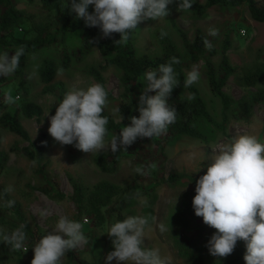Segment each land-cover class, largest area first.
I'll return each instance as SVG.
<instances>
[{
	"label": "rangeland",
	"instance_id": "1",
	"mask_svg": "<svg viewBox=\"0 0 264 264\" xmlns=\"http://www.w3.org/2000/svg\"><path fill=\"white\" fill-rule=\"evenodd\" d=\"M207 0H194L204 4ZM263 2L264 0H256ZM17 9L25 14V18L34 24L39 22H58L56 13L45 11L39 0H15ZM179 0H174L169 5V10L178 25L188 32L193 42L197 29L210 40L217 55L211 61L218 69L222 60V49L228 35L232 37L231 47L227 53L230 63L237 68V74L242 75L256 66L264 63V23L255 22L246 5L229 8L218 5L203 16L198 17L191 11H178ZM93 6H89V12ZM209 29H218V35L208 36ZM167 33L178 51L186 62L185 74L196 65L201 73L198 83L193 84L202 99L205 101L208 111L217 123H221L222 103L210 90L209 80L205 62L191 55L180 36L173 29L169 17L153 21L145 20L133 30V44L138 56L158 57L162 54V47L157 35L161 31ZM82 32L70 34L63 43L55 44L44 48L34 55H31L26 66V81L23 83L19 77L13 74L10 77L0 76V117L12 111L17 104L32 101L40 105L44 110L41 122L36 118H22V124L30 134L31 139L36 141L41 132L49 136V146L45 152V158L49 162L47 175L51 180H56L59 190L66 198L56 201L45 195L40 188L47 187L46 181L35 173L37 165L24 155L10 154V160L5 173L0 178V186L12 187L9 195L22 206L28 223L34 227L38 226L43 236L55 230L56 223L61 216H67L74 220L77 215L76 205L71 200L74 194V187L71 179L77 180L84 187H90L96 183L106 180L122 187L135 186L144 194L129 201H117L111 207L105 209L106 222L103 226H95L90 219L83 220L82 231L87 237L88 243L82 245L79 250L82 257L90 264H106V257L114 251L112 238L107 234L110 226L119 221V215L124 218L128 216H148L149 226L145 229L144 246L151 249H158L161 259L165 264H224L221 257L210 255L207 244L216 229L204 224L203 219L193 221L189 214V208L195 194V186L188 181H180L175 185H160L158 180L167 178L171 173L179 174H202L214 163V156L218 154L217 146L228 142L240 135L255 136L258 142L264 144V105H258L254 115L249 122L231 121L228 124L229 138L212 124L202 122L199 127L206 136L207 142L178 136L164 145L160 152L154 144L158 138H137V140L125 151L112 153L110 148L101 151L108 157H115L119 160L117 172L107 174L101 171L94 162L98 154L84 153L73 145H60L48 133L50 126L49 117L55 115L52 108L58 107V93L49 95L43 92L44 85L40 82L39 68L45 59L55 62L58 69L63 73H57L54 82L65 83L68 91L73 88L87 89L91 84L96 83L89 75L88 70L92 66H98L103 57L97 49L86 51L81 43ZM209 50V49H208ZM67 52L71 63L69 68L62 67V53ZM10 55V54H9ZM34 57V58H33ZM108 91L112 98H108V107L105 109L117 122H120V115L113 113V109H119L120 97L123 94L121 72L112 67L103 73ZM146 87V80H142V86H134L135 91L143 93ZM183 98L189 97L190 92L180 84L177 87ZM264 89V83L258 88H245L231 78L224 91L232 96L234 100L241 99L246 94ZM13 97L19 96V100L12 105L4 102L7 92ZM148 95H155L149 92ZM138 117V116H137ZM3 137L1 150H9L18 146L20 148L29 146L19 136L7 130L0 129ZM115 133H109L106 141L110 140ZM154 165V167H152ZM136 167H143L147 174L140 175L134 171ZM153 187V188H152ZM146 201L147 203H143ZM177 201V202H176ZM47 209L50 214L41 216V211ZM154 218V219H152ZM87 223H84V221ZM163 223L167 231L161 233L158 225ZM20 226V222L14 213L6 211L3 200L0 197V231L11 233ZM37 241L26 242L27 252L22 251V257L14 253L10 246L0 241V264H31L34 258L33 247ZM89 247V248H88ZM62 264H70L68 255L62 259ZM110 264H117L116 260ZM123 264V262H120Z\"/></svg>",
	"mask_w": 264,
	"mask_h": 264
},
{
	"label": "clouds",
	"instance_id": "2",
	"mask_svg": "<svg viewBox=\"0 0 264 264\" xmlns=\"http://www.w3.org/2000/svg\"><path fill=\"white\" fill-rule=\"evenodd\" d=\"M69 2L70 11L77 19H83L87 27H98L105 38L118 33L120 39L115 43L126 44L140 22L165 19L169 15L168 6L174 0H68L66 7ZM193 3L194 0H179L177 10L188 11ZM89 6H93L92 12H89ZM218 31L209 29L208 36L215 37ZM166 35L162 30L161 37ZM203 45L209 50L212 47L207 36ZM24 55V45L18 46L12 55L7 51L0 53V76H12L19 69ZM179 63V59L172 57L144 74L146 87L139 97V116H131L130 125L122 127L110 140L106 141L108 117L103 115L109 103L108 92L100 83H93L87 89L68 91L58 104L55 115L49 117L48 133L60 145H73L88 154H99L109 148L112 153L127 152L137 138L152 139L165 135L177 120V110L169 106V98L173 89L180 85L173 67ZM63 71L58 69L59 73ZM200 78L198 67L193 65L183 80L184 89L198 83ZM149 92H155V95H148ZM193 98L192 95L188 97L189 100ZM18 100L19 96L14 98L10 91L5 94L4 102L8 105ZM118 112L119 109H113V113ZM120 119L122 121L123 116ZM216 149L218 154L214 156V163L196 181V195L192 200L195 215L216 229L207 244L209 253L213 257L226 258L233 253L238 241H244L246 264H264V144L255 136L240 135L219 144ZM134 171L147 174L143 167H136ZM12 190L9 186L5 192ZM14 204V200H8L4 206L11 208ZM40 214L45 216L50 212L45 209ZM147 226L148 216H128L113 223L107 234L112 238L114 251L107 255L106 264L113 260L117 264H165L158 249L144 246ZM25 228L26 225H20L10 234L0 231V241L12 251L27 252ZM82 228L81 222L61 216L55 230L43 236L33 247L31 264H62L66 253L88 243ZM158 228L161 233L168 230L163 223Z\"/></svg>",
	"mask_w": 264,
	"mask_h": 264
},
{
	"label": "trees",
	"instance_id": "3",
	"mask_svg": "<svg viewBox=\"0 0 264 264\" xmlns=\"http://www.w3.org/2000/svg\"><path fill=\"white\" fill-rule=\"evenodd\" d=\"M39 3L45 11L58 15L57 23L47 21L33 25L31 20L25 18V14L17 9L15 0H0V53L7 51L12 55L18 46H25V55L21 57L20 67L14 73L24 83L26 81V66L31 55L36 54L44 48L65 42L67 37L72 33L82 32L81 43L83 48L86 51L97 49L103 57L99 65L96 67L92 66L88 70V73L96 83H100L105 87L108 92V98H112V94L107 89L103 73L112 67L121 72V82L124 89L120 97L119 115L120 117L123 116V120L117 122L104 110L103 115L107 116L109 121L107 125L108 134L115 133L118 135L122 127L130 125L131 116H139L138 104L141 93L136 92L134 86H142V80L147 71L155 70L160 64L167 63L172 57H176L180 60V63L174 64L173 67L178 73L180 84L183 86L187 64L169 36L166 35L162 38L160 32L157 35L162 47V54L160 56H138L133 44V31L130 33V38L126 44L115 43L120 39V34L113 33L111 37L105 38L98 27H87L83 19H77L76 14L70 11V2L69 6L66 7L68 0H39ZM218 5L229 8L246 5L252 19L257 23H264V1L207 0L204 4L194 2L193 7L189 11L198 17H203L209 10ZM168 17L173 29L180 36L187 51L205 62L210 90L214 96L221 100L222 114L221 123H217L208 111L200 92L194 85L187 88L194 97L191 100L181 97L177 87H175L169 98V106L176 108L177 120L169 126L164 137L161 140H155L154 144L162 152L165 143L178 136L189 137L206 143L207 138L199 127V124L204 121L215 125L224 136L229 138L228 124L231 121L249 122L254 115L255 108L258 105H264V89H258L254 93L246 94L239 100H234L224 89L231 78H235L236 83L241 87L258 88L260 84L264 83V63L242 75L237 74V68L230 63L227 55L232 42V37L228 35L221 52V63L219 68L216 69L211 59L217 55V52L214 49L208 50L204 47L203 39L206 35L203 31L197 29L195 39L192 42L188 32L182 29L173 18L171 10H169ZM70 63L69 54L63 52L62 67L67 69ZM57 73L58 67L50 59H45L39 68L40 82L44 85L43 92L49 95H56L58 93L59 104L68 92V89L65 83L54 82ZM56 108H52L53 113H55ZM43 115L44 110L40 105L32 101H26L17 104L12 111L0 117V129L7 130L19 136L24 142L29 143V146L23 148L14 146L9 152L3 151L1 150L3 137L0 133V178L7 169L10 154L24 155L32 162L35 161L37 165L35 173L46 181L47 187L40 188L39 190L53 200L62 201L66 196L60 192L57 181L51 180L46 171L49 166V162L45 158V152L49 146L48 134L42 131L38 139L33 142L21 121L22 118H36L38 122H41ZM94 162L101 171L107 174L117 172L119 166L118 158L108 157L104 154H98ZM204 174L188 175L171 173L167 178L158 180L156 186L166 184L173 186L180 181L186 180L196 187V181ZM71 182L74 187V194L71 200L76 205L77 210L75 221L83 223V220L87 218L92 220L97 227L103 226L106 222L105 209L111 207L119 200L120 202L129 201L145 193L135 186L122 187L106 180L100 181L90 187H84L83 184L73 178ZM5 189L0 186V197L4 205L6 201L14 200L8 192H5ZM137 193H139V196H137ZM4 208L6 211L15 214L20 225H26V242H39L42 238V231L37 225L32 227L28 223L19 202L15 201L14 206L11 208L5 206ZM189 214L194 219L193 221L202 219V217L195 215L192 204L189 208ZM118 217L119 221L125 219L122 215ZM14 253L20 258L22 257V251H14ZM245 253V242L238 241L233 253L224 259V264H246L243 258ZM67 255L70 264H90L82 257V252L79 248L68 252Z\"/></svg>",
	"mask_w": 264,
	"mask_h": 264
},
{
	"label": "built area",
	"instance_id": "4",
	"mask_svg": "<svg viewBox=\"0 0 264 264\" xmlns=\"http://www.w3.org/2000/svg\"><path fill=\"white\" fill-rule=\"evenodd\" d=\"M88 221V220H87Z\"/></svg>",
	"mask_w": 264,
	"mask_h": 264
}]
</instances>
